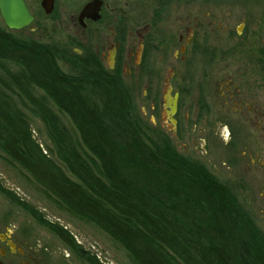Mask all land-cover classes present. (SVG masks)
I'll return each mask as SVG.
<instances>
[{"label":"trees","instance_id":"1","mask_svg":"<svg viewBox=\"0 0 264 264\" xmlns=\"http://www.w3.org/2000/svg\"><path fill=\"white\" fill-rule=\"evenodd\" d=\"M0 67V150L133 264H264V234L201 163L151 134L119 72L90 51L80 56L65 44L18 37L1 19ZM50 104L67 115L76 137ZM25 110L41 120L54 151L32 138ZM30 213L77 257L97 264L66 229Z\"/></svg>","mask_w":264,"mask_h":264},{"label":"flooded vegetation","instance_id":"2","mask_svg":"<svg viewBox=\"0 0 264 264\" xmlns=\"http://www.w3.org/2000/svg\"><path fill=\"white\" fill-rule=\"evenodd\" d=\"M103 11L102 1L97 21L84 19L79 23L76 16L85 45L90 38L86 33L89 25L101 22ZM152 21L145 23L139 35V50H133L130 42L124 45V33L118 35L110 27L101 48L95 46L97 57L108 70L115 71L119 51L124 48L122 64L134 71L140 69L150 111L159 117L160 128L170 126L176 151L201 163L262 232L264 49L254 48V39H242L245 42L239 55L232 57L211 39L217 29L227 32V25L214 27L208 22L209 32L197 33L202 24L196 18L187 19L181 21V32L171 36L155 29ZM153 32L162 34L155 44ZM236 32L242 36L241 28ZM121 73L124 77L123 70ZM174 101L175 113L170 115L169 105ZM157 125V121L152 123ZM39 248L11 213L0 212V264H59L43 256Z\"/></svg>","mask_w":264,"mask_h":264},{"label":"rangeland","instance_id":"3","mask_svg":"<svg viewBox=\"0 0 264 264\" xmlns=\"http://www.w3.org/2000/svg\"><path fill=\"white\" fill-rule=\"evenodd\" d=\"M25 1L35 17L34 22L27 28L13 31V33L22 38L65 44L73 54L80 56H83L85 51H90L97 57L95 46L101 48L102 37L109 34L110 27H113L118 35L124 33L126 39L124 45L130 42L133 50H139L140 48H137L139 35L143 32L146 22L153 20L154 28L159 32L176 36L182 30L181 21L194 18L202 24L197 33L209 32L208 22L214 23V27L217 24L228 26L227 32L222 28L215 30L211 39L218 44L217 48L226 50L229 56L237 57L239 50L242 49L241 43L248 39L256 41L254 48L264 49V0H102L104 2L103 20L95 25H89L86 33L90 38L86 45L80 37L76 16L82 6L90 0H55L54 9L50 15L44 14L39 4L40 0ZM242 24H244L243 28ZM238 27L242 29V36L236 32ZM154 33H152L153 44L156 42L155 39H161L162 36L161 33ZM125 56L126 51L122 48L119 51L115 71L117 70L122 76L123 70L125 76L122 78L130 89L137 115L147 124L157 121L158 125L153 126L155 132L151 134H163L174 147L170 126L165 124L160 128L159 117H153L150 111V105L144 97L146 88L140 69L134 71L129 65H123L122 60ZM100 63L108 70L103 62ZM59 66L66 73L72 72L71 63L68 61H60ZM1 68L0 77H3L4 72ZM8 69L14 72L13 67L9 66ZM37 94L41 93L38 91ZM50 107L58 114L64 129L76 137L75 127L67 115L59 112L53 104H50ZM25 115L35 142L43 149L48 148L51 152L54 151V145L49 140L41 120L29 110H25ZM52 158L61 165L53 153ZM13 200L22 203V207L13 203ZM31 209L43 221L66 229L79 249L85 255L93 257L97 264H133L126 251L118 243L95 225L68 215L61 206L42 191L29 174L15 163L10 162L0 150L1 214L11 213L12 217L19 221L21 230L34 238L40 247L39 251L44 253L43 256L50 257L59 264H88L32 217ZM262 233L264 234V230Z\"/></svg>","mask_w":264,"mask_h":264},{"label":"water","instance_id":"4","mask_svg":"<svg viewBox=\"0 0 264 264\" xmlns=\"http://www.w3.org/2000/svg\"><path fill=\"white\" fill-rule=\"evenodd\" d=\"M41 9L45 15H50L54 8V0H40ZM102 6L101 0H90L85 3L77 14V20L82 23L84 19L97 21L100 18L99 11ZM0 18L4 26L11 31H17L28 27L34 20L25 0H0ZM176 98H174L175 100ZM170 115L175 113V101L169 105ZM174 123V119L171 118Z\"/></svg>","mask_w":264,"mask_h":264}]
</instances>
